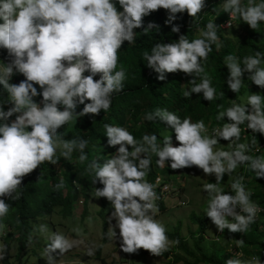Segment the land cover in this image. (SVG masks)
I'll list each match as a JSON object with an SVG mask.
<instances>
[{
  "label": "clouds",
  "instance_id": "1",
  "mask_svg": "<svg viewBox=\"0 0 264 264\" xmlns=\"http://www.w3.org/2000/svg\"><path fill=\"white\" fill-rule=\"evenodd\" d=\"M205 7V0H0V49L7 51V62L3 60L0 65V85L3 86L0 92L7 93L9 102L5 104L12 105L7 111L4 104L0 105V197L20 199L23 178L45 162L57 164L61 157L70 161L77 150L79 163L88 161L85 149L89 141L65 139L58 129L77 122L79 117L99 115L101 110L108 112L113 94L123 91L126 79V71L119 65V52L125 41L135 40L134 30L143 28L144 17L163 8L169 13L165 23L171 25L177 19L176 14L186 12L196 18ZM222 8L230 16L229 28L235 19L256 31L264 22V0H247L246 4L242 0H224ZM219 27L223 25L209 21L206 30L200 33L201 38L189 41L181 34L175 42L156 43L151 54L143 53V59L148 68L159 74L160 81L166 79V73L194 74L200 82L191 80L192 87L183 93L184 98L203 93V99L211 102L217 99V91L204 62L213 51L212 45L219 40ZM158 28L159 25L149 23L144 31ZM180 31L179 25L172 26L173 33ZM225 65L230 70L227 84L231 91L239 93L247 86L243 80L245 72L250 73V81L264 89V52L245 56L242 62L229 54ZM17 73L25 77L19 84L11 82ZM38 96L43 97L40 103L34 99ZM79 105L84 107L77 112ZM225 117L231 122L211 134V128L206 127L203 120L181 119L167 108L147 113L145 120L154 122L158 118L174 129L179 146H173L172 135L164 136L162 143L154 133L144 134L138 141L127 128L105 124L108 145H119V148L103 164L93 159L85 170L94 173L93 184L97 181L103 184V188H95V197L107 198L114 209L104 237L115 240L118 228L124 253L144 249L154 256H162L169 250L167 229L156 219L159 211L156 202L161 200L154 180L150 183L146 179L153 154L157 157L156 165L161 168L170 160L173 170L197 167L206 175L215 174V183L202 186L209 197L205 213L218 228L215 240L225 229L246 233L264 208L252 201V192L246 190L243 176L231 182L232 192H224L220 185L225 173L231 177L240 166L253 171L256 178H264V156L248 154L264 151V146L255 145V139L252 147L239 142L241 126L245 124L253 133L264 134V95L251 93L243 104L233 101L230 107L216 114L217 121ZM221 138L229 141L230 150L216 149ZM142 154H146V158H141ZM159 179L156 178V184ZM63 187L61 177L56 188ZM11 207L0 198V220ZM113 219L115 225L111 223ZM40 231H47V226L41 225ZM33 240L30 234L26 246ZM76 243L59 231L53 232L44 249L47 264H58L52 253L59 250L60 254H65ZM244 243L243 239L236 240L238 247ZM231 246L234 251L227 247L226 251L236 258L226 260L225 264H261L255 257L247 262L238 259L242 252ZM7 249V245L0 248V261L5 259ZM86 254L94 255V249L89 247Z\"/></svg>",
  "mask_w": 264,
  "mask_h": 264
},
{
  "label": "trees",
  "instance_id": "2",
  "mask_svg": "<svg viewBox=\"0 0 264 264\" xmlns=\"http://www.w3.org/2000/svg\"><path fill=\"white\" fill-rule=\"evenodd\" d=\"M205 2L206 7L198 17L193 18L186 12L179 13L176 14L177 19L171 25L165 23L169 13L163 8L144 17L143 28L134 30L136 31L135 40L132 43L125 41L119 52V65L125 69L126 79L123 82V91L113 94L112 105L108 112L105 113L101 110L99 115L89 114L79 117L77 122H71L58 129L59 133H63L65 139L84 138L89 141L85 149L89 157L88 161L83 164L79 163L78 156L80 153L77 150L73 152L70 161L61 157L57 164L45 162L23 178L19 189L20 199L12 200L8 197H0L12 206L7 216L0 220V224L3 225V227H0V248L4 245L8 246L5 259L0 261V264H47V260L41 257V253L44 252L47 244H45L44 232L40 231V226L47 224V222L52 223L51 218L55 212L63 216L73 214L74 203L78 201L80 193L82 196H86L87 190L92 187L103 188V184L99 181L93 184L94 173L85 170L93 159L99 160V163L103 164L119 148V145L115 147L108 145V137L104 129L105 124L127 128L138 141L142 139L144 134L154 133L158 137V142L162 143L164 136L172 135L173 146H179V142L175 139L174 129H171L170 126L158 118L154 122L145 120L146 114L156 108H167L181 119L191 117L193 122L203 120L206 127L212 128L225 122L226 117L224 120L217 121L216 114L219 110H226L230 107L233 101L242 104V98H247L251 93L264 95V89L250 81L248 79L250 73L247 72L243 76L244 83L247 86L242 87L239 93L231 91L227 84L230 70L225 65V57L229 54L237 56L242 62L245 56L255 55V52H264V22L260 23L259 30L256 31L242 20L235 19L234 21L239 25L242 32V35L237 38L229 37L223 32V28L219 27V40L212 45L213 51L209 54L208 60L204 62L205 71L210 76L212 86L217 91V99L211 102L203 99V93H193L191 98H184L183 93L192 87L189 82L193 79H197V83L200 82L194 74L166 73V79L160 81L157 79L159 74L147 67V61L143 59V53L148 52L151 54V48L156 43L175 42L181 34L186 35L189 41L201 38L200 33L202 30H206L205 26L209 21L221 26L224 25L227 19L230 20V16L222 8L224 0H205ZM242 2L246 4L247 0H242ZM256 2H260V0H256ZM117 7L119 8L118 4ZM120 10L122 11V8ZM149 23L159 25V28L149 29L145 32L144 28H147ZM173 25L180 26V33L172 32ZM3 60L7 62V51L0 49V65L4 63ZM117 70H119V66ZM88 74L85 73V75ZM24 79L25 77L22 74L17 73L13 76L11 82L19 84ZM95 79L98 80L99 76ZM2 88L3 86L0 85V90ZM223 92L225 95H220ZM34 99L40 103L43 97L38 96ZM8 102L7 93L0 92V105L4 104L3 107H11V104H5ZM218 105L223 107L218 108ZM83 107L84 105H79L77 112L82 111ZM4 110L7 111L8 109ZM11 119H15V117ZM253 139H255V143H258L262 142L264 137L262 134L256 133L246 139L242 138L241 133L239 142L248 143L252 147ZM222 140L221 138L220 141ZM131 150L132 148L129 146V151ZM248 154L264 156V151ZM57 155H59V150ZM141 158H146V154H142ZM151 159L152 165L146 179L152 183L159 173L164 177H168L169 174L165 173L167 168H161L160 171L156 170L157 157L154 154ZM167 163L170 165L171 161L169 160ZM237 171L233 179L243 176L246 181H249L248 177L253 174V171L247 170L244 166H240ZM41 175L43 179L39 180ZM61 177L64 180V187L58 190L56 184L59 183ZM251 181H253L251 199L264 208V178H254L250 179ZM164 204L162 201L157 202L158 209L164 208ZM101 210L102 206L98 211L101 212ZM191 220L198 224L195 232L191 233L195 251L189 249L186 244L187 239L185 237L181 238L179 235V225H176L172 232L167 231L168 237L174 243L177 240L179 241L178 244L176 243L178 250L192 256L193 263L191 264H225L226 260L236 258L228 253L226 249L213 246L208 248L209 251L206 253L201 243L206 242L207 220L200 215L192 216ZM52 225H54V222ZM30 234L34 237V240L30 246H26ZM221 236H225L229 241L228 244L230 243L233 246L236 244V240L243 239L245 241L244 245L242 247L237 246V249L242 252V256L258 258L261 260V264H264L263 211L257 214L255 223L250 225L246 233H233L225 229ZM13 243H15L14 253L12 252ZM163 254L166 256L165 252ZM52 255L55 259L58 258L60 255L59 250L53 252ZM32 256L35 257V261L30 263L29 260ZM102 259V264H107L104 257ZM175 261L177 262V258ZM186 264L190 263L186 262Z\"/></svg>",
  "mask_w": 264,
  "mask_h": 264
},
{
  "label": "rangeland",
  "instance_id": "3",
  "mask_svg": "<svg viewBox=\"0 0 264 264\" xmlns=\"http://www.w3.org/2000/svg\"><path fill=\"white\" fill-rule=\"evenodd\" d=\"M228 21L229 19L226 20L222 27L223 32L231 38H237L242 35L239 25L233 21L232 27L229 28L227 26ZM36 87L38 91H41L38 85ZM246 102L247 98L243 97L242 104ZM9 108L10 106L4 107V109ZM216 149L225 151L230 150L226 141H220V143L216 145ZM167 164L168 163H166L163 168H167V172L165 173L169 174L168 177H164L161 173L160 174L167 182H169V179L173 180V183L169 182L173 190L171 193H165L164 197L159 198L163 204H165L164 208L158 211L156 219L166 227L168 232H172L176 225H179V235L181 238L185 237L187 239V247L195 251L191 233L195 232L198 224L193 222L191 217L194 215L204 216L207 220V228L205 230L206 242L203 241L201 246L205 248L206 253L209 251L208 248L212 246L224 249L227 247L230 251H234L232 246L228 244L229 241L225 236L218 237L217 240L214 239L218 228L205 213L208 207L209 197L202 186L210 182L215 183V174L211 176L206 175L203 173L202 169L197 167L173 170L170 165ZM160 169L161 167L156 166L157 171H160ZM237 169L232 173L231 177L225 173L224 179L220 185L221 189L224 188V192H227V190L232 192L230 189V182L235 180L233 176ZM254 178H256L254 172L248 177L249 181H246V178H244L243 183L246 190H252L253 181L250 182V179ZM86 194V196H82L80 193L78 201L74 203L73 214H66L63 216L55 212L51 218L54 225L50 222H47V224L45 223V226H47V231H44L45 244L50 243V237L55 231H59L69 239L77 242L73 249L65 254H60L58 258H56L58 264H102V257H104L107 264L193 263L192 256L178 250L177 244L174 243L170 237L169 250L165 252L166 256L165 254H162V256H154L144 249L138 250L137 253H124L120 247L121 238L118 228H116L117 236L115 240L109 241L107 236L104 237V233L107 232L109 227L108 218L111 216L112 211H114L111 207V202L104 197L96 198L94 187L88 189ZM178 199H185L188 201L184 205H179L177 204ZM101 206L102 210L100 212L98 209ZM111 223L115 225V219H113ZM183 240L185 239L183 238ZM14 245L15 243H13V253L15 251ZM234 246L237 248V244H234ZM89 247L94 249V255L92 256L86 254ZM44 255V252L41 253L42 258H44ZM176 258L177 262L175 261ZM238 259L247 262L251 261L252 257L243 255ZM29 261L33 263L35 257L32 256Z\"/></svg>",
  "mask_w": 264,
  "mask_h": 264
},
{
  "label": "built area",
  "instance_id": "4",
  "mask_svg": "<svg viewBox=\"0 0 264 264\" xmlns=\"http://www.w3.org/2000/svg\"><path fill=\"white\" fill-rule=\"evenodd\" d=\"M248 109H249V111H251V108H248ZM228 122H231V121H229V119L226 117V120H225L224 123H228ZM223 124L222 125H216L215 127H212L210 129V133L213 134V130L216 129V128H218V127H222ZM241 127H242V132H241L242 133V138H246L247 139L248 136L249 137H252L253 135L256 134V133H253L251 129H246V124L245 125H242ZM262 136L264 137V134H262ZM223 141H226V140H223ZM226 142L229 143V141H226ZM255 145H257L259 147L260 146H264V140L260 144L259 143H256ZM257 146H256V149H257ZM157 177L160 178L159 179V184H156V178ZM169 182H171V181H169ZM169 182L164 181L161 178V176H159V175L155 177L153 184L156 185L155 191L157 192V195L159 196V198L164 197V194L165 193H171L172 192V190H173L172 189V185ZM185 203H186V201L183 200V199H179L177 201V204H179V205H183Z\"/></svg>",
  "mask_w": 264,
  "mask_h": 264
}]
</instances>
